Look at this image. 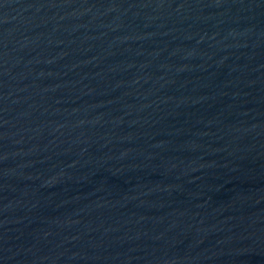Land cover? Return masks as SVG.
I'll use <instances>...</instances> for the list:
<instances>
[{"label":"water","instance_id":"water-1","mask_svg":"<svg viewBox=\"0 0 264 264\" xmlns=\"http://www.w3.org/2000/svg\"><path fill=\"white\" fill-rule=\"evenodd\" d=\"M0 264H264V0H0Z\"/></svg>","mask_w":264,"mask_h":264}]
</instances>
